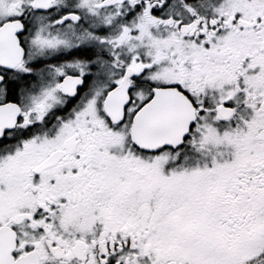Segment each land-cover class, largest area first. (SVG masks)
I'll use <instances>...</instances> for the list:
<instances>
[{
  "label": "snow or ice",
  "instance_id": "6c2138e0",
  "mask_svg": "<svg viewBox=\"0 0 264 264\" xmlns=\"http://www.w3.org/2000/svg\"><path fill=\"white\" fill-rule=\"evenodd\" d=\"M0 264H264V0H0Z\"/></svg>",
  "mask_w": 264,
  "mask_h": 264
}]
</instances>
